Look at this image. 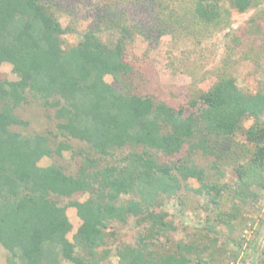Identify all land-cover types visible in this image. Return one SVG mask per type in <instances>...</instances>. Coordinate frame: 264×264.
<instances>
[{"label": "trees", "instance_id": "1", "mask_svg": "<svg viewBox=\"0 0 264 264\" xmlns=\"http://www.w3.org/2000/svg\"><path fill=\"white\" fill-rule=\"evenodd\" d=\"M77 1L0 0V67L10 64L18 77L0 82V247L7 264H103L114 252L118 264H192L193 255L201 263L210 245L199 240L157 251L156 241L175 227L167 212L155 209L193 191L189 181L196 180L206 201L203 237L214 245L215 226L234 230L232 221L243 216L249 199L263 204L264 89H240L231 54L253 55L264 39V0H92L93 23L76 45L66 46L65 36L76 29L60 18L75 12ZM227 2L239 13L256 12L249 26L226 34L230 64L216 81L188 96L157 88L140 93L151 74L130 59L136 38L156 43L185 34L201 42L230 27ZM32 100L54 110L58 137L88 145L77 152L76 173L59 163L40 165L72 151L71 144L53 147L55 133L14 130L28 126L17 111ZM248 120L253 124L245 128ZM199 155L212 158L210 169L221 175L232 168L235 183L210 182ZM76 194L89 197L60 203ZM68 208L82 222L73 241ZM129 215L147 229L137 245L113 248V223L125 224ZM255 250L264 264V245Z\"/></svg>", "mask_w": 264, "mask_h": 264}, {"label": "rangeland", "instance_id": "2", "mask_svg": "<svg viewBox=\"0 0 264 264\" xmlns=\"http://www.w3.org/2000/svg\"><path fill=\"white\" fill-rule=\"evenodd\" d=\"M67 5L71 6V3H67ZM93 5L94 1L92 0H79L75 3V12L73 10L71 15L61 16L60 21L64 27L72 26L76 29L75 33L65 36L66 46L76 45L81 40V35L93 23L94 17L97 15L93 10ZM225 6L231 10L230 27L217 30L213 36L205 37L201 42H196L193 37L185 34L165 35L156 43L148 41L143 36L136 38L129 48L130 59L138 64L145 73L151 74L149 83L145 82L141 86L140 93L146 92L143 91L146 89L150 92L157 88L162 89L168 95L169 92H177L188 96L200 91L202 86L205 87L216 81L219 70L230 64L226 34L231 30L249 26V20L256 12L252 10L247 13H239L233 10L228 2ZM101 35L105 41L112 38L108 32ZM244 49L248 51L250 48ZM243 52L238 51L231 54V62L234 63L233 74L240 89L248 93H255L264 89V39L256 44L253 55ZM4 80H18L12 71V66L6 63L0 67V82ZM106 81L115 84L112 76H107ZM183 95L180 97L181 101L185 100ZM17 114L28 123L26 127H14L17 132L25 135L39 133L50 135V132L57 135L58 133L54 110L46 109L38 101L32 100L30 105L21 107ZM252 124L253 120H248L245 123V128ZM50 138L55 141L51 143L53 147L56 142L63 140L71 144L73 150L65 151L61 157L57 155L52 159L45 157L41 160L40 165L45 167L59 163L68 173H76L82 160L77 152L78 150H88V145L78 140L58 137V135L57 138L50 135ZM196 159L202 166L208 167L211 172H209L210 182L235 183L236 175L232 168H224L225 174L221 175L216 170L210 169L212 158L199 155ZM189 186L193 191H183L174 198H166L163 205L155 209L158 213L167 212V221L175 227L173 232L167 233V236L160 237L156 241L157 251L167 253L180 242L199 240L198 243L201 246L204 242L206 246L210 245V249L202 254L203 261L201 263H198V255H193L194 263L192 264H259L258 260H255V249L264 245V199L263 204H256L249 199L243 216L239 215L236 220L232 221L235 226L234 230L224 225L215 226V232L212 231L210 234L214 237L215 244L211 245L210 238L203 237V224L207 211L204 209L205 198L200 197L198 193L200 184L196 180H190ZM88 197V194H76L72 199L59 200L62 205H65L70 200L84 201ZM124 199L126 200L128 197L125 196ZM67 214L73 224V230L69 233L68 238L73 241V236L82 222L77 216L76 209L68 208ZM137 220L136 216L129 215L125 224L113 223L114 236H111L113 248L123 244L137 245L139 236L144 234L147 229V225H139ZM252 243H256L255 248L250 246ZM0 264H7V252L1 247ZM64 264L71 263L65 262ZM103 264H118L115 252Z\"/></svg>", "mask_w": 264, "mask_h": 264}]
</instances>
